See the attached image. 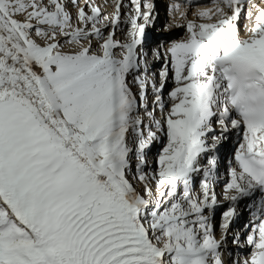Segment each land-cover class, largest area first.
Returning <instances> with one entry per match:
<instances>
[{
	"label": "snow or ice",
	"instance_id": "6c2138e0",
	"mask_svg": "<svg viewBox=\"0 0 264 264\" xmlns=\"http://www.w3.org/2000/svg\"><path fill=\"white\" fill-rule=\"evenodd\" d=\"M167 12L154 73V0H0V264H264V0Z\"/></svg>",
	"mask_w": 264,
	"mask_h": 264
},
{
	"label": "bare ground",
	"instance_id": "6f19581e",
	"mask_svg": "<svg viewBox=\"0 0 264 264\" xmlns=\"http://www.w3.org/2000/svg\"><path fill=\"white\" fill-rule=\"evenodd\" d=\"M82 2V1H81ZM111 2H112V0H108V3L109 4H111ZM154 2H155V6H156V11H159V18H158V20H157V22H155L154 23V26L153 27H151V31L149 32V37H148V41H149V46H147V48L148 47H150V53H149V59L151 60L152 59V56H151V50L153 49V48H155L159 43H161V42H163L164 44H165V46L167 45V43H169L171 40H173L174 39V37L177 35V30H178V28H174V27H171L170 25H171V23H173L172 21H171V18L170 17H167V19H165L166 18V16L164 15V10H163V7H164V4H165V0H154ZM255 2H257V3H259L260 2V0H257V1H255ZM96 3L97 4H102V3H104V0H96ZM122 3H129V0H122ZM111 8H108L106 11L108 12V13H110L111 12ZM192 10H194V9H192ZM161 11V12H160ZM191 11V10H190ZM190 14V13H189ZM157 16H158V12H157ZM190 18V17H189ZM166 21V22H165ZM240 22V19H239V21H238V23ZM158 23V24H157ZM166 23V24H165ZM166 25H169V28H168V30L167 31H165L164 30V28H165V26ZM239 25H240V23H239ZM159 26H162V27H160L159 28ZM172 29V30H171ZM162 30H164V32L163 33H159V32H162ZM241 30H242V27H241ZM117 32H120V31H117ZM148 34V33H147ZM168 34V35H167ZM119 37V36H118ZM147 41V40H146ZM145 51H146V47H145ZM161 57H163V53H161ZM152 61V60H151ZM161 62H162V65H163V60H162V58H161ZM151 65H152V63H151ZM151 65H150V67H151ZM151 70H152V72H154V73H156L157 71H158V69H156L155 67H151ZM169 71H170V69H169ZM169 82H171V77L169 76ZM173 86V85H172ZM171 86V87H172ZM171 89V88H170ZM151 91V89H149V92ZM149 106H151V103H149ZM156 115H157V117H159V115H160V113H159V111L157 110V112H156ZM235 138V135L234 134H232V135H230L229 136V141H230V144L229 145H225L224 147H223V150H222V152L220 153V154H216V156H217V160H218V168H219V170H220V172H221V170H223L222 172L224 173V174H222V175H224V178L222 179V175H221V173H220V175H219V177H218V181L217 182H219V181H224L223 183L225 184L226 182H227V179H228V176H227V172H226V170H228V166H229V161L231 160L230 159V157H229V151H230V145L233 143V139ZM154 148V145H152L151 146V149L149 150V152H151L152 151V149ZM149 152H148V154H149ZM149 156V155H148ZM149 160H150V163H151V157L149 156ZM152 164V163H151ZM200 179V177H197L196 178V180L194 181V184H196L197 182H198V180ZM193 184V185H194ZM223 187H224V185H223ZM223 187L222 186H220V187H218V188H216L215 187V191H216V193H217V197H218V200H220V206L221 207H225L226 205H227V202H225V201H223L222 199H221V196H222V190H223ZM226 208H224L223 210H225ZM222 210V211H223ZM238 211H239V216L236 218L237 220H235L234 222H233V224L231 225V229H230V231H229V235H228V237L230 236V234L231 235H233V233H235V232H240V238H241V241H243V239H242V237L244 238V236H242V234L245 232L246 233V230L247 229H244L245 231H242L243 229V227H241L240 226V223H241V225L242 224H244V219H246L248 216H246V213H245V211H244V208H242V209H238ZM216 217H217V211H216V215H215V218H214V223H216ZM239 217H242V219H239ZM238 219H239V221H238ZM243 220V221H242ZM242 221V222H241ZM218 233V232H217ZM233 251H235V248L234 247H232L231 248ZM245 250H247V249H244V251Z\"/></svg>",
	"mask_w": 264,
	"mask_h": 264
},
{
	"label": "rangeland",
	"instance_id": "374dc122",
	"mask_svg": "<svg viewBox=\"0 0 264 264\" xmlns=\"http://www.w3.org/2000/svg\"><path fill=\"white\" fill-rule=\"evenodd\" d=\"M82 1V0H81ZM158 12V16H157V19L155 20V22H157V20H158V18H159V11H156V13ZM161 12V11H160ZM164 12V11H163ZM108 12L107 11H105V13L104 14H107ZM165 19H167V16H166V18ZM154 22V23H155ZM166 22V21H165ZM244 22H245V20H244V18H243V16H241V18H240V24H241V26L243 27V24H244ZM158 24V23H157ZM166 24V23H165ZM160 27H162V26H159V28ZM172 30V29H171ZM151 31V28H149V29H147L146 30V36H145V47H146V52H147V54H148V56H149V51H150V47H148L147 48V46H149V41H148V37H149V32ZM164 32V30H162V32H159V33H163ZM178 32H179V30H177V34H178ZM148 33V34H147ZM168 35V34H167ZM119 36V37H118ZM116 38H118V39H123V35H122V33L121 32H116ZM147 40V41H146ZM152 61H151V63H152V65H151V67L153 68V67H155L156 69L158 68V65L160 64V62H161V60H159V61H156V60H153V59H151ZM162 63V62H161ZM157 81H158V74H157ZM171 85H172V83L171 82H168L166 85H165V87H164V94H165V97H166V95H167V92L170 90V88H171ZM149 108L151 109V106H149ZM160 116V115H159ZM213 124H215V123H213ZM216 126H214L213 128H215ZM217 132H218V130H217ZM233 142H234V139L232 140ZM230 144V141H229V139L228 140H226V141H223L220 145H218V150H217V152H216V154L218 153V154H220L221 152H222V150H223V147L225 146V145H229ZM160 147H162V144H154V148L152 149V151L151 152H149V156L151 157V163H152V168L154 169L155 167H156V165H155V163H154V158H155V156L158 154V150H159V148ZM204 162L206 163V160H204ZM220 173V170H219V168H217V175ZM218 177H219V175H218ZM197 188H198V182L196 183V184H194L193 185V190L195 191V190H197ZM218 215V214H217ZM216 225H217V232H218V224H219V219H216V223H215ZM244 231V230H243ZM228 241H229V248L231 249L232 247H234V246H232L231 245V240H229V237H228Z\"/></svg>",
	"mask_w": 264,
	"mask_h": 264
}]
</instances>
